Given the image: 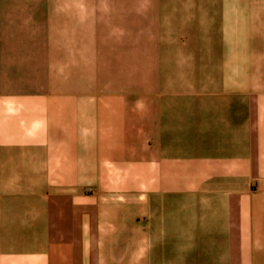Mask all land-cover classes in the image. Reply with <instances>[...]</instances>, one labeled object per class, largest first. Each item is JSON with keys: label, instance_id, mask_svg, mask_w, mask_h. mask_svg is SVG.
I'll return each instance as SVG.
<instances>
[{"label": "crops", "instance_id": "1", "mask_svg": "<svg viewBox=\"0 0 264 264\" xmlns=\"http://www.w3.org/2000/svg\"><path fill=\"white\" fill-rule=\"evenodd\" d=\"M91 1L0 0V264H264V0H225V123L91 99Z\"/></svg>", "mask_w": 264, "mask_h": 264}, {"label": "rangeland", "instance_id": "2", "mask_svg": "<svg viewBox=\"0 0 264 264\" xmlns=\"http://www.w3.org/2000/svg\"><path fill=\"white\" fill-rule=\"evenodd\" d=\"M99 2L91 1L89 11L91 69H104L114 80L90 81L91 99L101 93L185 91L201 121L210 115L209 103L213 121H242L240 98L231 101L225 94L223 58L225 43L248 41L246 33L227 32L225 0Z\"/></svg>", "mask_w": 264, "mask_h": 264}]
</instances>
